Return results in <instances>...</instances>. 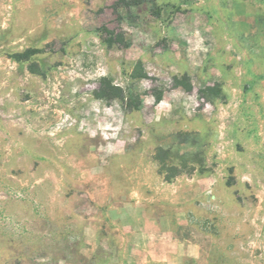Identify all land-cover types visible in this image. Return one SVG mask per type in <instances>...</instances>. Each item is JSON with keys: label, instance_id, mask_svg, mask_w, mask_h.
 <instances>
[{"label": "rangeland", "instance_id": "obj_1", "mask_svg": "<svg viewBox=\"0 0 264 264\" xmlns=\"http://www.w3.org/2000/svg\"><path fill=\"white\" fill-rule=\"evenodd\" d=\"M115 1L0 0V264H264V0Z\"/></svg>", "mask_w": 264, "mask_h": 264}, {"label": "trees", "instance_id": "obj_2", "mask_svg": "<svg viewBox=\"0 0 264 264\" xmlns=\"http://www.w3.org/2000/svg\"><path fill=\"white\" fill-rule=\"evenodd\" d=\"M151 0H116L114 3L115 7H124V8H128L130 6H137L140 5L142 3H148ZM37 51L36 50H26L23 53H16L13 54L11 57L15 60V61H24V60H28V58L34 54H36ZM95 97L98 99H111V98H118L121 97L120 95V89H118V87L116 86H112L109 85L108 88L106 90H99L95 93ZM157 101L160 100V97L156 98ZM160 153H162V151H160Z\"/></svg>", "mask_w": 264, "mask_h": 264}]
</instances>
